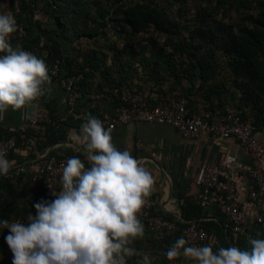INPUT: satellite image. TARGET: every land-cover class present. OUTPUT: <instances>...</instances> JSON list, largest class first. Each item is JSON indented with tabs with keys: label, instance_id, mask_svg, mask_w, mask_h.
I'll list each match as a JSON object with an SVG mask.
<instances>
[{
	"label": "trees",
	"instance_id": "obj_1",
	"mask_svg": "<svg viewBox=\"0 0 264 264\" xmlns=\"http://www.w3.org/2000/svg\"><path fill=\"white\" fill-rule=\"evenodd\" d=\"M15 1L12 0L14 9L11 13L16 21V31L23 25L27 36L21 44L12 41L11 46L19 45L39 58L42 56L36 48H45L50 52L49 61L64 59L62 73L79 75L83 92L76 113L66 121L62 122L51 113L52 121L17 133V147H29V158H36L37 153L43 155L52 146L67 141L70 128L76 127L79 131L89 116L105 120L96 108H90L94 93L111 97L113 110L109 117L113 116L122 103L126 88L142 90L133 85L139 67L143 75L157 85L170 81V91L176 92L172 96L178 99L180 94L177 92L186 94V79L193 81L199 75L206 81L214 76L218 60L215 52L226 56L233 75L240 79L236 83L241 90L238 105L250 107L259 128H264V0H19V12ZM187 3L190 7H184ZM149 32V37H141ZM156 34L165 38L163 44ZM5 54L0 53V56ZM51 79L55 81L52 76ZM169 103H159L149 95L150 107ZM35 128L39 129L37 134ZM3 134L9 136L11 132L0 130V135ZM32 135L35 136L34 143L30 142ZM48 153L64 160L77 157L63 147ZM6 157L17 162L24 160L16 151ZM82 162L86 168L91 167ZM36 163H33L32 172L23 166L17 183L0 175V220L26 222L29 212L36 214L35 203L41 199H55L45 187L30 195ZM157 196L158 193L152 191L148 198ZM179 198L183 200L184 221L161 214L154 202L147 200L153 207L152 214L177 220L180 229L161 234L148 228L146 218H138L144 226V236L130 245L136 254L128 258L127 264H137L147 255L148 250L142 246L144 238L155 241L148 255L150 264H168L167 250L182 237V229L193 220L201 221L207 233L215 229L221 243L229 233L239 249H251L247 234L234 235L223 224L206 220L205 208L200 202H192L182 184L179 185ZM0 232L2 251L7 245L5 237L9 229L0 227ZM218 250L213 248L214 253Z\"/></svg>",
	"mask_w": 264,
	"mask_h": 264
},
{
	"label": "clouds",
	"instance_id": "obj_2",
	"mask_svg": "<svg viewBox=\"0 0 264 264\" xmlns=\"http://www.w3.org/2000/svg\"><path fill=\"white\" fill-rule=\"evenodd\" d=\"M16 30L15 18L0 14V53H6L0 56V120L9 107H35L52 91L46 62L11 46ZM69 140L82 146L91 167L79 157L68 158L60 191H52L54 200L35 203L36 214L29 212L26 222L0 220V227L9 229L5 239L13 264H127L136 254L130 245L144 236L138 214L153 191V177L127 150L116 148L111 129L98 118L89 116ZM10 168L0 151V175L7 176ZM187 243L178 238L166 252L168 260L183 256L195 264H264V239L249 236L250 250L232 246L215 253L210 245ZM137 264H150L149 257Z\"/></svg>",
	"mask_w": 264,
	"mask_h": 264
},
{
	"label": "built area",
	"instance_id": "obj_3",
	"mask_svg": "<svg viewBox=\"0 0 264 264\" xmlns=\"http://www.w3.org/2000/svg\"><path fill=\"white\" fill-rule=\"evenodd\" d=\"M17 12L20 11L19 0L15 1ZM27 36V31L21 25L18 31L10 35L9 42L16 41L21 44ZM29 51L27 49H24ZM49 69V75L64 90L67 96V109L62 122L76 113L80 100L83 98L81 90V77L76 74L64 75V59L58 58L49 61V50L36 48ZM30 52V51H29ZM47 95L38 98L35 107H32L19 126L11 128V135H0V151L9 154L11 151L19 152L17 147V133H25L29 128L38 126L43 122L52 121V116L43 107V101ZM105 129L113 132L119 125L137 122H150L168 125L178 130L188 140L199 139L205 134H212L224 139L236 140L248 153L251 159L249 177L252 187L249 190V198L257 206L253 215L241 205L240 191L237 182L225 176L223 168L214 163H205L196 177V185L200 190V204L206 209L215 208L223 220L225 229H230L235 234L249 235V228L254 224L260 228L264 237V129H260L250 107H242L238 104H226L224 107H215L205 110L202 114L194 113L189 105V100L184 94L167 105L150 107L149 95L143 90L126 88L122 94V103L116 109L113 116L101 120ZM261 135V136H260ZM67 160L60 159L56 155L45 153L37 160V170L31 178L32 190L30 195L39 192L43 187L52 191H60L63 166ZM235 162V157L227 159V163ZM24 171L23 166L10 169L5 176L13 183H17ZM51 185L53 188H50ZM151 203L146 204L138 214V218H146L150 230L161 234H170L179 230L177 220L152 214ZM182 237L188 242L187 246L201 247L209 245L208 233L201 221H190L182 229ZM168 264H195L194 261L183 256Z\"/></svg>",
	"mask_w": 264,
	"mask_h": 264
},
{
	"label": "crops",
	"instance_id": "obj_4",
	"mask_svg": "<svg viewBox=\"0 0 264 264\" xmlns=\"http://www.w3.org/2000/svg\"><path fill=\"white\" fill-rule=\"evenodd\" d=\"M215 57L218 60L215 63V74L211 79L204 81L197 75L193 78V81L189 79L184 81L185 95L189 100L191 110L196 114H202L205 110L215 107H224L226 104H238L240 100L241 90L236 84L240 79L233 75L224 54L215 52ZM111 62L110 59L109 64ZM133 85L140 87L154 100H158L159 103H166L167 101L172 103L176 100L172 96V93L176 92L170 91V81L166 80L161 85H157L143 75L141 67L136 69ZM51 88V93L47 94L43 101V107L50 114H54L56 118H63L67 109L66 93L56 81L52 82ZM111 100V97L94 93L90 108H96L99 115L108 118L113 110ZM31 108L25 107L20 110H13L9 107L4 114V118L0 120V130H10L19 126ZM34 131L37 134L39 129L35 128ZM70 133L78 134L79 131L76 127H72ZM34 137L33 135L30 137V142H35ZM261 139L264 146L262 136ZM112 143L120 151L127 150L150 172L154 180L153 191L158 193V196L156 198H146V200L154 202L158 212L163 215L175 216L176 219L184 221L182 217L183 200L179 198V185L182 184L186 188V193L192 197V202H199L200 190L196 185V177L200 168L209 162L223 168L225 176L231 177L237 182L240 191V203L250 215H253L257 209V206L248 195L252 187L249 177V169L252 165L251 159L236 140L224 139L212 134H205L199 139L188 140L171 126L137 122L119 125L113 132ZM57 147L69 149L73 155L90 164L86 159L82 146L70 141L69 138L65 142L52 146L48 152ZM29 153V147L20 148L19 154L24 158L23 162H17L12 157H6L11 163L10 169L24 166L27 171L32 172L33 163L41 157V154L37 153L36 158H29ZM231 156L235 157V162L229 164L227 159ZM206 212V220L223 224V220L215 208H208ZM234 235L237 234L234 233ZM248 236L254 239H264L260 228L254 224L250 225ZM226 237L221 243V238L214 229L208 233L209 245L215 249L238 247L229 233ZM142 246L148 250V256L151 254L150 249L152 250L155 246V241L144 238Z\"/></svg>",
	"mask_w": 264,
	"mask_h": 264
},
{
	"label": "rangeland",
	"instance_id": "obj_5",
	"mask_svg": "<svg viewBox=\"0 0 264 264\" xmlns=\"http://www.w3.org/2000/svg\"><path fill=\"white\" fill-rule=\"evenodd\" d=\"M184 7H190V3H187L184 5ZM14 9V4L12 0H0V14H8L12 16L11 10ZM192 11H195L193 8ZM191 15V14H190ZM190 18V16H188ZM187 17V18H188ZM186 19L185 24L188 23ZM189 29H186L185 31L188 32ZM187 34V33H186ZM150 32L141 35V37H149ZM155 36H158L159 42L163 44L165 38L162 35L156 34ZM183 58H179V60H182ZM1 235V232H0ZM0 264H13V253L11 252L8 244L4 248V250L0 251Z\"/></svg>",
	"mask_w": 264,
	"mask_h": 264
}]
</instances>
